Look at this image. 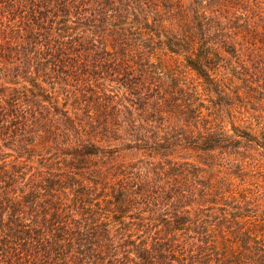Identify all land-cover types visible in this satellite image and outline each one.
I'll return each mask as SVG.
<instances>
[{
  "label": "trees",
  "instance_id": "1",
  "mask_svg": "<svg viewBox=\"0 0 264 264\" xmlns=\"http://www.w3.org/2000/svg\"><path fill=\"white\" fill-rule=\"evenodd\" d=\"M0 264H264V0H0Z\"/></svg>",
  "mask_w": 264,
  "mask_h": 264
},
{
  "label": "rangeland",
  "instance_id": "2",
  "mask_svg": "<svg viewBox=\"0 0 264 264\" xmlns=\"http://www.w3.org/2000/svg\"><path fill=\"white\" fill-rule=\"evenodd\" d=\"M237 123V122H236ZM238 124V123H237Z\"/></svg>",
  "mask_w": 264,
  "mask_h": 264
}]
</instances>
